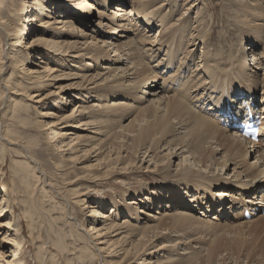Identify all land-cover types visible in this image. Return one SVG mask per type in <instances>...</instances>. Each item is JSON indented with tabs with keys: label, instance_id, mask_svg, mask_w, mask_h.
I'll return each instance as SVG.
<instances>
[{
	"label": "bare ground",
	"instance_id": "obj_1",
	"mask_svg": "<svg viewBox=\"0 0 264 264\" xmlns=\"http://www.w3.org/2000/svg\"><path fill=\"white\" fill-rule=\"evenodd\" d=\"M125 1L25 0L23 4L27 2V6L31 9L27 10L28 8L26 9L24 6L22 13L24 25L22 24L21 29L16 27L15 24L10 27V23L4 20L1 21L2 18H0V31L4 32L5 37L3 41L0 40V44L3 43L0 45V101L3 110L7 109L4 112V116L7 117L8 113L13 115V117L7 118V122L12 121L9 126H2L0 123V162L4 160L5 155L3 154H6L7 146H14L16 150L19 149L24 155V159L22 162H19L20 164L18 163L20 166L15 169H18L17 172L11 176L12 184L16 183L15 179H21L30 190H35V187H37L35 183L41 181L44 187H49L55 194V188L50 182H45L46 173L41 169L36 159L30 155L29 149L18 143V137L14 131L16 120L22 128H34L47 134V136L49 135V137H45L47 144L51 145L57 154H68L65 158L69 157L73 161H79L82 158V156L76 155L80 146L86 145L99 135L104 137V132L107 130V135L105 134V136L108 139L110 137L111 142L116 143L118 141L116 143L117 147H113L114 150H118L113 151L112 144H110V150H107L104 157L96 162V167L105 169L92 177L97 180L107 179L115 172L126 174L132 170L128 168L129 164L133 166L136 163L142 167L144 166L148 171L151 165L149 167L147 165L155 161V157L158 156L161 148L166 151L181 149L188 153V147H190L191 153H188L183 159L180 158L178 152L171 151L168 153L169 157L165 158L168 161L166 167L170 166L175 157L179 158L180 163L183 164H179V168L177 169L178 174L176 173L177 175H175L174 180L169 182V184H175V188H172L173 190L170 192L169 205L166 204L164 206L166 209L163 208L167 210L172 209L174 205H180L187 208L188 212L176 211L170 213L163 211L160 213L156 211L152 215V213H146L142 209L143 200L140 197L127 201L125 194H120L122 202L114 200L109 212L102 210L101 206L99 209H95L96 206L90 205L93 203L89 202L90 204L88 205L82 203V205L84 204L83 208L88 209L86 211V219L89 228L84 232L80 219L71 213L68 200L64 199L60 202L66 218L70 221L69 225L79 232L78 235L76 234L77 238L85 237L86 241L91 245H88V247L92 249V256L94 258L89 259V264H103L104 261L110 264H121L130 253H135L139 257L143 254L155 255L158 250L162 252L168 250L169 254H180L182 256L178 255V257H182V260L179 261L185 263V260L189 258L188 255L192 254L190 251L191 247L192 249H196L198 248L196 247L197 244L188 246L186 242L180 241L177 244L172 243L173 245H171L167 241L158 246L157 242L164 239V230L170 228V226H167L168 224L164 223L165 219L162 217L171 214L172 227H174L173 224L182 226L187 223L189 227H194L198 231H206L209 228L220 226L217 225L220 222H213L210 219L201 220L195 217L193 212H196L200 206L204 209L205 205H208L207 210L205 209L206 211L211 209L217 211L216 219L220 220L223 215H227L232 217V219L236 218L244 221L238 225L253 222L251 220L245 221V218L242 217L245 210H249L253 214H260L264 210V138L261 137L259 142H251L250 140L240 138L235 130L223 127L221 122L218 121H227L228 116L235 114L234 111H226L227 109H242L244 104H250V99L253 100L256 106H254L255 113L260 114V117L264 119V73L261 77L258 75V66L264 64V49L260 50L257 47L259 44L262 46L261 39L259 41L257 37H252V35L257 34L263 36L264 31L258 30L254 32L256 34H250L249 29H247L249 33L246 31L242 33L241 31L242 34L240 36L238 34L239 37H235L236 39L232 44H228L226 49L225 47L223 48V44H219V48H217L218 46L212 47V45L208 46L211 43L210 41L209 44H204L206 39L212 34L211 29H207L210 25V20L207 24L203 22L205 25L202 29L197 27L201 23L194 25L197 27V31L192 36H188L189 40H187L188 38L186 39V34H188L187 27L189 26H185V24L190 25V22L185 20L189 18L186 16L185 19L183 18L185 21L179 24L182 25L179 30H176L179 26L177 25L171 30L161 33V25L163 26V24L159 22L163 23L165 20L163 21V17L158 20L155 16L160 17L162 15L161 9L167 1L174 5L176 0L175 2L166 0L162 5H156L155 7L153 3L155 1L157 3L158 0H131V7L124 8L119 6L124 5V3L125 6L128 5L126 4L127 1ZM139 1L141 8L136 9V3ZM205 1L200 0L199 3L202 4L201 2ZM233 1H237L238 3L237 8L235 9L234 7L235 13H241L240 10L243 7L245 9L246 7L250 8V11L258 7V13L264 12V0H252L259 1L258 6L254 4L255 2L248 5L246 0ZM253 6L255 8H252ZM105 7H115L117 11L106 15ZM190 7L187 8L189 12L195 13L199 9L194 6L193 10L190 11ZM55 8L59 10L60 16L58 17L50 14L52 9ZM95 13L97 14V18L94 17ZM41 15L44 16L42 17ZM132 15L133 17H131ZM247 15L248 13L244 14L245 17ZM96 19L97 21H95ZM137 19L140 20L139 23L134 21ZM55 24L59 26H55ZM92 24H97L101 27L106 26V28L113 25L114 28L111 34L113 36L110 35L108 39L103 34H98L100 32L89 31L92 34L90 38L82 27L87 28ZM152 25L157 29L155 30ZM104 28L101 31H105ZM146 30H148L147 33L145 32ZM152 31L153 33L156 32L154 39L149 38L152 35ZM161 35H163L164 39L170 41L167 46H164L163 43L157 44L159 41L158 36ZM98 36H100L101 40L98 39ZM114 36L116 37L114 38ZM25 37H27V42L25 41ZM246 38H249L252 47H242ZM122 39L124 40L121 41ZM174 39L175 42H173ZM197 40L206 45L203 48L209 51L205 52L202 48V51L197 56ZM222 40L226 41L227 37H223ZM182 42L183 46L181 47ZM188 44L192 48L195 46V48L183 50L185 49V45ZM173 45L176 47H173ZM141 47L142 51H140ZM153 47L158 49L151 51ZM214 48L218 51L210 50ZM39 49L41 50V54L46 58V62L39 63L29 59V56H34L32 52ZM144 50L147 53H144ZM23 52L28 56L27 61L22 58ZM111 52H113L112 55L109 54ZM156 52H158V57L153 56ZM65 56L73 57L80 61L87 60L80 70L82 85L87 84L84 88L79 89L86 90L90 94H93V98L101 100L99 105L90 104V106H83L79 102H76L70 113L58 115L53 107H59L58 100L65 98L62 96L53 97L52 95L58 93L56 90L49 91L43 96L37 92L33 94L28 93L27 95L26 92H18L22 89L25 90L27 88L25 85H43L46 83L45 80L51 76L52 79L50 81L52 82L58 79L60 75L52 73L54 69L51 67V63L54 62L55 58L60 59ZM67 57H65V60H67ZM247 57H251L252 59L250 60L253 61L259 60H257L256 64L253 63L254 67H251L246 62ZM68 61L71 60L68 59ZM72 64L70 62L69 65L71 66ZM26 65L31 66L26 67ZM192 66L197 70H195V76L190 75ZM11 67H17L18 73L23 74V76L16 75L15 81L10 86L5 82L3 77ZM22 80L25 84H21ZM89 84L91 85L89 86ZM63 86L59 85L58 90L64 89L65 87L63 88ZM19 87L20 89H16ZM12 89L15 90L12 91ZM76 91L78 93V90ZM143 93L147 95H143ZM255 95H261L259 101H256ZM34 97H40L34 100V102L42 108L47 105L50 99L54 98L51 109L45 112L40 111L38 118L41 119L29 120L30 112L26 113L25 117L19 118L23 114V112L20 115L17 114L19 109L28 108L26 103L22 104L17 99L22 100L25 98V100L33 101ZM8 110L11 112H8ZM131 115L133 117L128 120ZM83 116L90 118L88 121L84 120L86 122L85 125L88 126L94 123L90 126V129L83 128V120L81 119ZM126 119L128 122L124 123ZM261 133H264V126ZM129 139L131 140V145L134 148L137 147L131 153L133 154L132 156L128 155V152H130L127 146ZM177 139L179 140L177 144L172 143ZM121 140L125 141L121 142ZM159 141H161L160 144L154 147ZM146 143L149 144L146 145ZM145 145L146 147H144ZM179 145L180 147H177ZM97 149L99 150L100 148ZM101 151L103 152V149L99 150V152ZM122 153L126 154L123 155ZM136 157L137 159H135ZM124 159L133 162L126 164ZM227 162L229 163L228 166ZM24 165L34 175V181H27L29 179L25 176ZM166 182L167 180L164 183ZM167 186L173 187L171 185ZM2 187L4 189H0V217L5 216L7 213V221L6 223L0 222V227H5V234L1 238V241L7 240L5 243L9 244L11 255H13L12 260L6 264H27L25 258L20 256L21 250L19 242L16 239L19 233V229H17L18 224L12 220V207L10 208L8 205L5 186L3 185ZM218 188L222 189L213 192V189ZM11 189L12 192L14 187L11 186ZM181 189L186 191L191 190L196 197L195 195L190 199L185 197L186 195L181 194ZM143 190H147V188ZM198 192L203 194L200 195ZM132 194L134 193H129L128 196L132 197ZM202 197L205 200H202ZM157 199L153 198L154 202ZM82 200L76 199L75 202L81 203ZM203 201L207 204H204ZM193 202H195L197 207L192 205ZM150 203L154 204L152 201ZM134 214L137 221L139 219L144 221L147 218L146 221L153 220L155 223L149 225L145 222L144 226L139 224L142 227L140 228L137 227L138 224L136 222L132 224L127 220L123 221L121 219L124 215H130L131 217ZM140 214L147 215V217H140ZM197 216L200 217L198 214ZM259 217H261V222L264 223V217L262 215ZM203 221H206V223ZM254 221L256 222L257 220ZM133 225H136V227H133ZM126 228H129L130 232L123 231L126 235L118 237V235L122 234L121 230ZM112 233L117 237L115 240H112L110 236ZM136 233H140V238L137 241L130 238V236L134 237ZM147 233H152V236ZM250 238L252 240L254 236ZM236 244L234 243V245ZM239 244L240 246L242 244L245 246V241L239 242ZM254 244L257 245L256 242ZM58 246L60 247V245ZM240 246L237 244L236 253L239 252ZM261 247L264 248V244ZM220 248L222 247L220 246ZM251 248H254V246ZM179 250H183L184 252H179ZM223 250L220 249L222 253ZM249 251L253 252L254 250L250 249ZM216 252L214 247L208 248L205 251L207 263L213 264L217 261V258L221 259ZM106 257H111V259L108 260ZM190 257L192 260L197 258ZM94 259L93 263L91 260ZM246 259L249 260V257L246 256ZM145 260L149 259L144 258ZM197 261L199 260L195 259V261H187L185 264H198ZM222 261L225 262V260ZM262 261L264 264V258ZM167 262L168 260L166 259L165 263ZM232 262L240 264L239 261L237 263L236 258ZM145 263L150 264L149 261ZM176 263L179 264L178 262Z\"/></svg>",
	"mask_w": 264,
	"mask_h": 264
},
{
	"label": "rangeland",
	"instance_id": "obj_2",
	"mask_svg": "<svg viewBox=\"0 0 264 264\" xmlns=\"http://www.w3.org/2000/svg\"><path fill=\"white\" fill-rule=\"evenodd\" d=\"M24 1L25 0H0V18H2L1 21L4 20V21L10 23V27L15 24L16 27L21 29L22 26L24 25V23H23L24 18L22 17L24 6L26 9L28 8L27 10L31 9L29 6H27L28 5L27 2H25V4H23ZM126 1H127L126 4H128V5L125 6V3H124V5H119V6L124 7V8L129 7V6L131 7V2H130L131 0H126ZM172 1L175 2V0H172ZM246 1H247L246 3H248V5H249V3L251 4L252 2L253 3L255 2L254 4H256V6H258L257 4L260 3L259 1H252V0H246ZM165 2H166V0H158L157 3L155 1L153 3V5L155 7L156 5H162ZM199 2H200V0H176L175 4L173 5V3H171V2L169 3L167 1V3L161 9L162 15L160 17L155 16V18L158 20L161 17H163V21L165 20V22H163V23L159 22L160 24H163V26L161 25V30H160V31H162L161 33H163V31H166V30H171L172 28H174V26H177L181 22L186 20V21L190 22L189 23L190 25L185 24V26H189V27H187V31H188V34H186V39H187L188 36L190 37L194 33H196L197 27L202 29L204 27V25L207 24V22L210 20V25H209L210 27L208 26L207 29H211V31H212L211 35L212 36L210 35L208 38L209 40L206 39L204 44L207 45L211 42L210 45H208V46L212 45V47L218 46L219 44L220 45L223 44L222 45L223 48L225 47V49H226L228 44H232L233 41L245 31L247 33L250 32V34H256L254 32L258 31V30L264 31V12L258 13V11H259L258 7L255 8L253 6L252 8H255V10L252 9L253 11H250L249 10L250 8L248 9L246 7V9H245L243 7L244 9L242 8L243 10L242 9L240 10L241 13L240 12L235 13L236 10H234V7H235V9L237 8V4H238L237 1H233V0H206L205 2H201L202 4H200ZM194 6H196V8H199V9L195 13L189 12V10L187 8L190 7L191 8L190 11H192ZM99 7H101V6H99ZM101 8H103V7H101ZM135 8L136 9L141 8L140 1L138 3H136ZM173 8H174V12H173ZM104 10L106 11L105 12L106 15L107 14L110 15L111 12L117 11V9L115 7H113V8L105 7ZM263 11H264V7H263ZM94 12H96V11H94ZM187 12H189V13L187 14ZM255 12H256V14H255ZM246 13H248L247 17L244 16V14H246ZM50 14H52L54 17L60 16L59 10H57V8L52 9ZM96 15L97 14L95 13V16H94L95 18H97ZM163 15H165V16H163ZM41 16L43 17L44 15H41ZM185 16L189 17V18L185 19L186 18ZM131 17H133V15ZM183 18L185 20H183ZM178 19H180V20L178 21ZM95 21H97V19ZM134 21L136 23H139L140 20L137 19ZM199 23H201V24L198 25ZM194 25H198V26L195 27ZM55 26H59V25L55 24ZM90 26L87 28L82 27V29H85L84 31H86L87 36H90V38H91L92 34H90L89 31L90 32L91 31H97V32H100L98 34H103L104 37H107L109 39V36L112 34L113 28H114L113 25L110 27H107V28H106V26L101 27L97 24L96 25L92 24ZM152 26H154V25H152ZM245 26H247V27H245ZM181 27H182V25H179L176 28V30H179ZM103 28L105 31H101V29H103ZM154 28H155V30L157 29L155 26H154ZM247 29H249V32ZM147 31L148 30H146L145 32L147 33ZM241 31H242V33H241ZM155 33L156 32L153 33V31H152L151 32L152 35L149 38L154 39L156 37ZM238 34H239V36H238ZM111 36H113V35H111ZM162 36L163 35L158 36L159 41L157 42V44L163 43L164 46H167L170 41L164 39ZM0 37H1L0 40L3 41L5 38L3 31H0ZM27 37L29 38V36H27ZM27 37H25L26 42L28 41ZM99 37L100 36H98V39L101 40ZM115 37L116 36H114V38ZM223 37H227V40L226 41L222 40ZM230 37H231V39H230ZM250 37H251V35H250ZM252 37H257V39L259 41L261 39L262 46L259 44V45H257V47L260 50L262 48L264 49V35L260 36V34H257L254 36L252 35ZM123 40L124 39H122L121 41H123ZM187 40H189V38ZM198 41L199 40L196 41V43L198 44L197 56L200 54V51H202L201 49L203 48V46H206L202 42L200 43V41L199 42ZM222 41H224V42L222 43ZM230 41H231V43H230ZM173 42H175V39L173 40ZM2 44L3 43H1L0 45H2ZM164 46H160V47L163 48ZM182 46H183V42H182L181 47ZM173 47H176V46L173 45ZM242 47H245V48L246 47L247 48L252 47L251 42L249 41V38L245 39ZM184 48L185 49H183V50H191V49H194L195 46L192 48V47H190V44H188V45H185ZM217 48H219V46ZM155 49H158V48L153 47L151 51H154ZM259 49H258V51H259ZM210 50L218 51L215 48L210 49ZM40 51L41 50L39 49L35 52H32V54L34 56H32V57L29 56V59H32V61H37L39 63L46 62V58L44 57V55L41 54ZM140 51H142V47L140 48ZM180 51L182 52L181 48H180ZM204 51L208 52L209 50L204 49ZM143 52L147 53L146 50H144ZM109 54L112 55L113 52H111ZM153 56L158 57V52H156ZM65 57H67V56H65ZM65 57L60 58V59L55 58L54 62L51 63L52 66L49 64L54 69L52 71V73L53 74L56 73V74L60 75V76H58V79H56L54 82L50 81V79H52L51 78L52 76H51L45 80L46 83L43 85H41V84L25 85L27 88L25 90L22 89L18 92H21V93L26 92V95L28 93L33 94V93L37 92L38 94L43 96V95H46L49 91L52 92V91L56 90L58 93L55 95H52L53 97H57V96L61 97L62 96L65 98V99L58 100L57 103H58L59 107H53L54 111H56V113L58 115H65V114L70 113L71 109L74 107L76 102H79L83 106H88V105L90 106V104L95 105V106L99 105V103H101V100H97V99L93 98V94H90V92H88L86 90L83 91L82 89H79L82 87L84 88L85 85L87 84L86 83V84L82 85L81 77H80V74H81L80 70L84 66V64L87 60L80 61L79 59H76L73 57H67L66 58L67 60H65ZM258 57L260 58V56H258ZM22 58L25 61H27L28 56H26L25 53L23 52ZM68 59L71 61H68ZM250 59H252V58L247 57L246 62H248L251 67H254L255 66L254 64H256L257 60H259V59H257L255 61H253ZM70 62H72L74 65L72 64L70 66L69 65ZM30 66L31 65H26V67H30ZM192 67L190 69V72L192 71L190 73V75L195 76L197 70H196V68H194V67L192 68ZM258 68H259V71H258L259 74L258 75H259V77H261V76H263L262 74L264 73V69H263L264 64L258 66ZM18 72L19 71L17 70V67L9 68L3 77L5 82H7L11 86V83L14 82L16 79L15 78L16 75L23 76V74L18 73ZM27 82H29V81L27 80ZM21 84H25L23 80L21 81ZM59 85H62V86L64 85L63 88L64 87L65 88L62 90L61 89L58 90ZM90 85L91 84H89V86ZM16 89H20V87L16 88ZM13 90H15V89H12V91ZM76 90H78V93ZM146 91H148V90H146ZM260 92H261V90H260ZM63 93H64V95H63ZM143 95H147V94L143 93ZM77 96H78V98H77ZM260 96L261 95H257L258 100H260ZM40 97H34L33 101L25 100V98L22 100L17 99V101H19L22 104L26 103L27 108H28V109H19L17 114L20 115V113L22 114V112H23L22 116H19V118L25 117L26 113L30 112L31 115L29 116V120L41 119V118H38L39 112L40 111L45 112V111L50 110L52 107L51 105H52V102L54 101V98L50 99V101L47 102V105L42 108V107H39V104L34 102V100L39 99ZM71 100H73V101H71ZM127 102H131V101H127ZM132 105L134 106L133 103H132ZM143 106H145V105H143ZM6 110L5 109L3 110V107L1 106V101H0V123L2 126H5V125L9 126L10 123L12 122V121L7 122V118L10 116L13 117V115L11 113H8L7 117L4 116V112H6ZM8 112H11V111L8 110ZM132 115H134V114H132ZM132 115L130 116V118H128V120L133 117ZM81 119L83 120V123H82L83 124L82 126H84L83 128H89L90 129V126L92 124H94V123H92L91 125H88V126L85 125L86 122L84 120H86V121L90 120L89 117L83 116V117H81ZM128 120L126 119L124 121V123L128 122ZM14 124L16 126V127L14 126L15 127L14 131L17 134L18 143L21 145H24L26 148L29 149L28 152L30 153V155L36 159V161L40 165L41 169L46 173L45 182L46 183L50 182L57 192V193L55 192V194H54V191L52 189H50L49 187H44L42 185L43 183L41 181H37L35 183V185L37 186V187H35V190H30V188L28 186H26L24 181H21V179H15L16 183L12 184L11 176L13 174H15V172H17L18 169L17 170H15V169L20 166L19 162H22V160L24 159V155L20 152L19 149L16 150L14 146H9V145L7 146L6 154H3V155H5L4 160H3V162H0V189L1 190L4 189L2 186L3 185L5 186V193L8 197V205L10 206V208L12 207L11 211H13V219L12 220H13V222L18 224L17 229H19V233L16 230V232L18 233L16 239L19 242V248L21 250L20 256L25 258L27 264H89L90 263L89 259L94 258L92 256V251H91L92 249H90L88 247V245L89 246H91V245L86 241V238L81 237L80 239H78L77 238L78 236H76V234L78 235L79 232L76 229L71 228V225H69L70 221L66 218L65 213L62 209V205L60 203L64 199L66 201L68 200V205H69L71 213H73V215H75L77 218H79L80 221L82 222L84 232L86 230H88V228H89V224H88V221L86 219L87 218V212L86 211L88 209L83 208L85 203L87 205L90 203H93L90 205L96 206L95 209H99L101 206L102 210L109 212L112 202L114 200H116V201L120 200V202H122L121 195H124V194L126 196L125 199L127 201L129 199H132L135 197L136 198L140 197L143 200V203H142L143 205L141 206L142 209L144 211H146V213H148V212L150 214L152 213V215L155 214L156 211H159L160 213H162L163 211L170 212V213L176 212V211L177 212H188L187 208L180 206V205H174V206L171 205V206H173L172 209H167L168 211L165 210L166 208L164 206L166 204L169 205V202H170V199H169V197L171 195L170 192L173 190L172 188H175V184H171V183L169 184V182H172L174 180L175 175L178 174L177 169L179 168V164H183V163H180L179 158L175 157L176 159L175 158L173 159L174 161L170 164V166L166 167V165L168 164V161L165 160V158L169 157L168 153L171 151V152H175V153L178 152L180 158L183 159L186 155H188V153H191L190 147H188V153L185 151H182L181 149L180 150L174 149V150L166 151L163 148H161L160 153L158 154V156L155 157V161H153L152 164L149 163L147 165L148 167H149V165H151V167H150V169H148V171H147V168H145L144 166L142 167L141 165H138L136 163L133 166H131V164H129L128 168H130L132 170L131 171L128 170L129 172H127L126 174L125 173L118 174L117 172H115L114 174H112L107 179L97 180V179H93L92 177L96 174H99L100 172H102L105 169L96 167L95 166L97 164L96 162L100 158L104 157V155L107 153V150H110V147H111L110 144H112V148L117 147L116 143L118 141L117 142L115 141L116 143L111 142V138L109 137V139H108V137L105 136V134L107 133V130H106V132H104V137L99 135L96 137V139H93L91 142L87 143L86 145L80 146L79 151H78V153H76V155L82 156V158L79 159V161H73V159H71L69 157L65 158L68 156V154H66V153L65 154L63 153V155L57 154L55 152L54 148L51 145L47 144V140L45 139V137L47 138V137H49V135L47 136V134L42 133V132H40L34 128H31V129L22 128L20 125H18L19 122L17 120L15 121ZM122 141H125V140H121V142ZM31 142H35V143H31ZM160 142L161 141L157 142L154 145V147L159 145ZM178 142H179V140L177 139V140H174L172 143L177 144ZM148 144L149 143H146V145H148ZM96 145H97V147H96ZM146 145L144 147H146ZM127 146L130 149V150L128 149L130 151V152H128V155L132 156L133 154H131V153H133V151H135L137 149V147L134 148V146L131 145L130 139L128 141ZM177 147H180V145ZM91 148H93V149H91ZM97 148H100L99 150L103 149V152L102 151L99 152V150ZM104 148H105V150H104ZM114 148H113V151L118 150V149L114 150ZM95 150H96V152H94ZM142 150H144V149H142ZM120 152H121V150H120ZM97 153H99V154H97ZM122 154L125 155L126 153H122ZM73 155H75V153H73ZM139 156H141V154H139ZM135 159H137V157ZM125 162H126V164H128V163L133 162V161L125 160ZM228 164L229 163L227 162V166H228ZM63 166H65V167H63ZM24 168H25V173H26L25 176H26V178L29 179V180H27V179L26 180L27 181H30V180L34 181L35 180V178L33 177L34 175L28 171L26 166ZM230 168H232V166H230ZM166 180H167V182L164 183ZM159 185H162V186H159ZM167 185H171L173 187H170ZM11 186L14 187L12 192H11V190H12ZM145 188H147V190H143ZM220 189H222V188L213 189V192H217L216 190H220ZM181 190H182L181 194L184 196L186 195L185 197H187L189 199L194 197V195H195L193 192H191V190H187V191L183 190V189H181ZM199 192H198V194H200V195L203 194V193H199ZM129 193H134V194H132V197L131 196L129 197L128 196ZM258 194H260V193H258ZM75 196H77V197H75ZM195 197H196V195H195ZM153 198H156V199L159 198V199L155 200V202H154ZM60 199H62V200H60ZM76 199H80V200L83 199V200L81 201V203H77V202H75ZM202 200H205V198L202 197ZM151 201L154 204H151L150 203ZM82 203H84V204L82 205ZM203 203L207 204L205 201H203ZM192 205L197 207L195 202H193ZM207 206L208 205H205L204 209L201 206L198 207V210L196 212H193V215L195 217L201 219V220L210 219L213 222H220L217 224L220 226H217V227L211 228V229L209 228L206 231H198L194 227L193 228L189 227L187 225V223L183 224L182 226H177V225L173 224L174 227H172L171 223H173V221L170 220V218L172 216L170 214L169 216L162 217V218L165 219L164 223L168 224L167 226H170V228L171 227L172 228L171 229L167 228L166 230H164L165 233L164 234L162 233L164 239H161L159 242H157L158 246H160L161 244H163L167 241L171 245H173L175 243L177 244V242L179 243L180 241L186 242V245H188V246L191 244H194V245L197 244L196 247H198V248L192 249V247H191L190 251L192 254L188 255L189 258L185 260V263H187V261L190 262V261H195V259H197V260H199V261H197L198 264H210V262L207 263V256H205V251L208 248L214 247L217 251L216 253H218V251H220V249L223 250L225 248L223 250V253H222V251H220V253H218L219 254L218 256L221 257V259L217 258L216 259L217 261L215 262L216 264H222V263L226 264V262H227V264L228 263L234 264V262H232V260L235 258L237 259V263L239 261L240 264H244V261H245V264L247 263V261H249L250 264H253V263L254 264H257V263L263 264L262 259L264 258L263 257L264 256V248L261 246L264 244V236H263L264 235V223L261 222V220H260L261 217H259V216L262 215V217H264V211L261 212L260 214L254 213L251 216V218L245 220V221L251 220L254 222V224H253V222H251V223H248L245 225H238L244 221L240 220V219H236V218L232 219V217H229L227 215H223V217L220 220L216 219L217 211H214L212 209L211 210L208 209L209 211H206L208 208ZM163 208H165V209H163ZM202 211L207 212V213H203ZM201 213H202V215H201ZM197 214L200 217H198ZM122 217H121V219L123 221L127 220L129 223H132V224L133 223L135 224V222H136V224H138V225L140 224V225L144 226L145 222H146V224H149V225L155 223V221L153 222V220L152 221L151 220L146 221L147 218L144 221H142L140 219H139V221H137L135 218V214H134V216H131V217H130V215H127V216L124 215ZM140 217L144 218V217H147V215H144V214L141 215L140 214ZM213 218H215V219H213ZM254 220H257L256 221L257 224ZM6 221H7V213L5 216L0 217V222L6 223ZM203 222L206 223V221H203ZM138 225H137V227H140V225L139 226ZM133 227H136V225H133ZM140 228H142V227H140ZM167 230H168V232H167ZM182 230H183V232H182ZM123 231L124 232L125 231L130 232L129 228L122 229L121 230L122 234L118 235V237H120L122 235L123 236L126 235L125 233H123ZM1 233H2V235H0V254H1L0 255V264H6L7 262L12 260L13 255H11V248H9L10 247L9 244L5 243V242H7V240L5 239V240L1 241V238L5 234V227H0V234ZM139 234L140 233H136V235L134 237L130 236V238L137 241L140 238ZM147 234L152 236V233H147ZM168 234H170V235H168ZM178 234H179V236H178ZM261 234H263V235H261ZM252 235L254 236V239L250 240L251 239L250 237L253 238ZM110 236H111L112 240H115L117 238V237H115L114 233L110 234ZM220 238H221V240H220ZM242 241H245V246H243V244H242V246H240L239 242H242ZM253 241H255L257 245H255L254 244L255 242H253ZM231 243H233V244H231ZM234 243L235 244L237 243L240 246L239 252H237V253L235 252L236 248H237V244L234 245ZM218 244H220V245H218ZM252 244H254V245H252ZM58 245H60V247ZM230 245H232V246H230ZM220 246L223 249L220 248ZM250 246L251 247L254 246V248H251ZM255 247H256L257 251L255 250ZM113 248H115V247H113ZM113 248H111V249H113ZM250 249L252 251L253 250L254 251L250 252L249 251ZM248 251H249V255H248ZM168 252H169L168 250H165L163 252L158 250L155 255L143 254L139 257L135 253H130V255L127 256L126 259L121 264H149V263H145L148 261L150 262V264H152V263L153 264H172V263L177 264L176 262H178L179 264H185L183 261H179V260H182L181 259L182 257H180V258L178 257V255H180V254H178V255H176L174 253L169 254ZM179 252H184V251L179 250ZM250 253H251V255H250ZM180 256H182V255H180ZM190 256L197 257V258H194V260H192V258ZM246 256L249 257V260L246 259L247 261L245 260ZM251 256L252 257L254 256V258H252ZM144 258H147L149 260L144 261ZM106 259L110 260L111 257H109V258L106 257ZM166 259L168 260L167 263H165ZM255 259H257V260H255ZM222 260H225V262H223ZM91 261L94 263L95 259L91 260ZM256 261H258V262L255 263ZM154 262H156V263H154ZM215 263H213V264H215ZM249 263H247V264H249ZM10 264H14V263H10ZM103 264H110V263L104 261Z\"/></svg>",
	"mask_w": 264,
	"mask_h": 264
}]
</instances>
